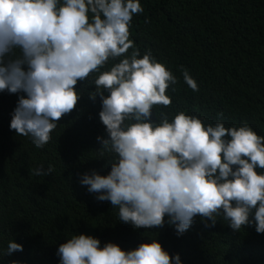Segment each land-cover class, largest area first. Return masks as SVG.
Returning a JSON list of instances; mask_svg holds the SVG:
<instances>
[{
    "label": "clouds",
    "instance_id": "1",
    "mask_svg": "<svg viewBox=\"0 0 264 264\" xmlns=\"http://www.w3.org/2000/svg\"><path fill=\"white\" fill-rule=\"evenodd\" d=\"M142 11L140 0H0V92L17 95L9 129L42 148L80 99L77 83L97 73L89 99L99 97L106 138L96 137V150L112 160L105 175L79 174L80 186L133 229L168 225L179 237L195 217L207 228L222 216L233 232L264 233V136L246 122L225 127L222 113L215 124L185 111L155 117L153 106L171 103L166 90L177 80L129 39L132 17ZM181 75L198 91L187 70ZM50 171L37 167L33 175ZM22 251L11 239L3 255ZM55 255L58 264H182L156 239L122 250L75 233Z\"/></svg>",
    "mask_w": 264,
    "mask_h": 264
},
{
    "label": "trees",
    "instance_id": "2",
    "mask_svg": "<svg viewBox=\"0 0 264 264\" xmlns=\"http://www.w3.org/2000/svg\"><path fill=\"white\" fill-rule=\"evenodd\" d=\"M140 4L143 11L133 15L129 39L141 54L150 51L177 80L166 90L171 103L153 106L155 117L163 112L171 119L185 111L215 124L217 113H222L225 127L246 122L264 136V0H140ZM119 59L109 60L100 71ZM182 69L197 82L198 91L184 83ZM96 75L77 83L80 99L39 149L29 137L9 129L17 95L0 92V264H58L56 247L73 233L92 235L101 246L112 242L122 250L156 239L170 256L179 254L182 264H264V233L257 234L254 227L233 232L218 216L215 226L207 228L195 217L179 237L168 225L133 229L119 222L117 208L96 201L79 185V174L95 170L105 175L106 162L112 160L107 152L99 159L96 150V137L106 138L97 115L99 97L89 99ZM37 167L51 171L35 176ZM11 239L23 251L3 255Z\"/></svg>",
    "mask_w": 264,
    "mask_h": 264
}]
</instances>
